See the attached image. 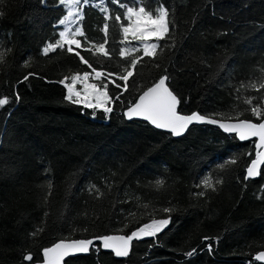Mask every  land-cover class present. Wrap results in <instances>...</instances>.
<instances>
[{
    "label": "trees",
    "instance_id": "16d2710c",
    "mask_svg": "<svg viewBox=\"0 0 264 264\" xmlns=\"http://www.w3.org/2000/svg\"><path fill=\"white\" fill-rule=\"evenodd\" d=\"M145 3L150 10L163 4L172 21L155 58L142 49L126 59L119 55L121 47L140 46L122 44L115 21L126 10L120 5L132 6V0L77 4L83 19L70 27L83 29L85 36L77 38L92 51H76L97 71L115 74L97 81L67 46L43 54L64 29L59 20L68 12L60 0H0V51L6 53L0 99L8 100L0 106V264H23L26 254L41 261L43 248L61 239L130 234L153 218H168L164 208L176 209L170 225L156 237L133 241L128 257L96 244L99 251L69 257L66 264H259L254 255L264 250V164L257 179H244L254 141L241 142L210 124L193 125L174 138L123 113L167 75L181 113L221 119L239 112L240 119L260 122L251 107H264V89L250 85L264 83V0ZM106 15L110 55H93L94 45L104 43ZM137 55L143 59L124 91L118 75ZM84 71L100 88L108 84L112 112L64 99L67 90L59 81L68 77L71 83L73 74ZM248 98L252 105L244 103ZM232 157L237 163L217 168ZM205 176L222 183L201 197L205 189L197 185ZM158 178L163 187L155 186ZM37 229L42 231L33 237ZM192 249L196 253L187 256Z\"/></svg>",
    "mask_w": 264,
    "mask_h": 264
},
{
    "label": "snow or ice",
    "instance_id": "6c2138e0",
    "mask_svg": "<svg viewBox=\"0 0 264 264\" xmlns=\"http://www.w3.org/2000/svg\"><path fill=\"white\" fill-rule=\"evenodd\" d=\"M43 2V0H42ZM87 2V0H85ZM60 3L67 6L70 10L67 16L59 20L60 25H64V29L59 31V39L55 43H47L42 49L43 54L47 56L50 52L56 51L58 48H64L67 46L68 53H74L75 56L79 57V60L88 65L94 73V79L99 81L104 77H111L114 73H105L97 71L96 68L92 67L89 60L85 59L81 55L80 51L76 49H82L84 51H92V48H84L82 42L77 37H84L85 33L81 27H76L74 30L69 26L75 24L78 21H82L83 17L80 10L75 13L71 10L74 5L79 4V0H60ZM139 5V6H137ZM121 8H125L121 14L115 16V21L119 23V30L122 33L123 40L121 43L130 41L139 42V47H121L119 49V55L121 58H128L133 53L143 51L145 57L155 58L158 51H162L160 41L165 40L171 32L170 24L172 21L169 19L170 12L163 5L160 4L154 10H150V6L145 3V0H132V6L125 4L120 5ZM102 12H107L106 8L101 7ZM123 17V20H122ZM110 17L105 16V24L102 29L104 33V43L94 45L95 52L93 55L102 54L105 57L110 55L106 45L108 41L109 33V21ZM91 44V42H89ZM75 46V48L73 47ZM6 53L0 51V63L5 61ZM143 58L137 55L134 59H131V64L128 68L124 69L125 74L118 75V79L124 81L123 89L128 90L130 78L134 76L135 67L141 62ZM29 61H25L24 66L27 67ZM33 73L29 72L28 75L23 77L24 81H27ZM68 77H64L59 81L63 84L67 90V94L64 99L71 104L84 105L90 109L103 108L105 113L113 111L112 108L107 107L106 104L110 102V97L106 89L108 84L104 85V88H100L97 83L90 82L93 79L91 73L84 71L82 74L75 73L71 76V83H68ZM169 77L163 75L157 80L151 87H147L146 90L142 91L138 99L134 103H130L127 106V110L124 112V116L129 119L140 117L145 121L149 122L157 129H165L170 132L172 136H181L193 123H209L218 125L225 133L235 134L236 137L241 141H246L249 138L257 137L258 142L256 143V158L251 161V164L247 167V175L244 177L245 180L251 177L258 176L260 174V166L264 164V151L260 149L264 148V107L257 105L251 107V113L253 116L259 117V123H253L251 120L240 119L241 113L237 112L234 117L224 118L223 114L221 119H214L205 117L198 112H192L190 115H182L178 111V104L180 101L177 96L174 95L173 91L167 86ZM112 83L116 84L119 88L120 85L115 80ZM80 85L77 88V85ZM251 88L260 90L264 89V83L257 85L252 83ZM15 99L19 100L20 97L17 95ZM119 99V97H117ZM93 100L95 103H93ZM8 102L7 99H0V106L5 105ZM246 105H252L253 99L248 98L244 101ZM237 160L235 157L229 158L224 163L217 165V168L223 170L228 164H235ZM155 186L157 188L163 187L165 181L163 179H156ZM222 183L221 180H216L215 183L212 181L210 176H205L197 187L203 186L205 191L199 192L198 196H205L207 190L217 191L216 185ZM48 187L51 188V182ZM95 187V186H93ZM97 191H99L97 189ZM147 207V205H145ZM176 211L174 208H164L163 212L168 214V218L165 219H151L149 223L143 224L137 227L134 231H131L127 235H103L95 236L92 239H61L54 243L51 247L43 248V264H66V258L82 253H89L93 247H96V242L105 250H112L115 257H128L132 242L144 237H156L157 234L161 233L171 223L172 213ZM127 227V225H125ZM37 229L31 235L34 237L37 235ZM208 240V237L204 238ZM211 244L208 245L209 251H211ZM99 251V247H96ZM196 253V249L186 253L187 256H193ZM33 255H25L23 261H32ZM256 261H264V252L259 253L255 257Z\"/></svg>",
    "mask_w": 264,
    "mask_h": 264
},
{
    "label": "water",
    "instance_id": "95a60500",
    "mask_svg": "<svg viewBox=\"0 0 264 264\" xmlns=\"http://www.w3.org/2000/svg\"><path fill=\"white\" fill-rule=\"evenodd\" d=\"M159 80V79H158ZM167 83V82H166ZM152 86V85H151ZM150 86V87H151ZM168 86V85H167ZM146 90V89H145ZM140 94H142V92L140 93ZM139 94V95H140ZM139 95H138V97H139ZM175 95V94H174ZM138 97L136 98V99H138ZM135 102V101H134ZM133 102V103H134ZM127 110V109H126ZM125 110V111H126ZM124 111V112H125ZM178 111H179V104H178ZM179 113L180 114H182V115H190L191 113H188V114H184V113H181L180 111H179ZM124 114V113H123ZM125 117V119L126 120H128V121H130V120H139V121H144V122H146V123H148L151 127H153L154 129H156V130H159V131H162V132H165V133H169L170 134V132L169 131H167V130H165V129H157V128H155L153 125H151L149 122H147V121H145L143 118H140V117H136V118H132V119H129V118H127L126 116H124ZM206 117V116H205ZM253 123H259V122H253ZM203 124H209V123H193V124H191V125H189V127H188V129L191 127V126H193V125H203ZM210 125H213V124H210ZM213 126H217L224 134H227V135H230V134H228V133H225L224 131H223V129H221L218 125H213ZM187 129V130H188ZM187 130L182 134V135H184L186 132H187ZM181 135V136H182ZM231 135H235V134H231ZM181 136H173L174 138H178V137H181ZM236 137V136H235ZM238 140H239V138L238 137H236ZM254 141V148H255V156H254V158L253 159H255L256 158V152H257V148H256V143L258 142V138L257 137H252V138H249L248 140H246V141ZM239 141H241V140H239ZM241 142H244V141H241ZM260 151H264V148H262V149H260ZM252 159V160H253ZM251 160V161H252ZM251 161L249 162V164H248V166L251 164ZM263 165V164H262ZM262 165L260 166V169H261V167H262ZM247 166V167H248ZM247 175V168H246V170H245V176ZM259 177V175L258 176H255V177H251V178H248L249 180H254V179H257ZM110 235H124V234H120V233H116V234H110ZM82 239H84V238H82ZM88 239H92V238H88ZM142 239H144V238H141V239H138V240H142ZM69 240H71V239H69ZM59 241V240H58ZM58 241H56V242H58ZM135 241V240H134ZM55 242V243H56ZM96 244H98L99 245V242L97 241L96 242ZM53 245V244H52ZM51 245V246H52ZM51 246H48V247H51ZM100 248H101V250L102 251H105V252H110V253H112V254H114L113 252H112V250H110V249H108V250H105V249H103L101 246H100ZM261 252H264V250H260V251H258L255 255H254V261H256L255 260V257L259 254V253H261ZM88 253H82V254H76V255H73V256H70V257H74V256H79V255H87ZM26 255H29V254H26ZM67 258H69V257H67ZM66 258V259H67ZM120 258H123V257H120ZM257 263H259V264H264V261H256ZM23 264H43V252H42V260L41 261H37V262H32V261H24V263Z\"/></svg>",
    "mask_w": 264,
    "mask_h": 264
},
{
    "label": "rangeland",
    "instance_id": "374dc122",
    "mask_svg": "<svg viewBox=\"0 0 264 264\" xmlns=\"http://www.w3.org/2000/svg\"><path fill=\"white\" fill-rule=\"evenodd\" d=\"M80 1V0H79ZM67 12L70 10L67 6H66ZM71 10L75 13L78 9H77V5H74ZM70 26V25H69ZM77 87V86H76ZM78 88V87H77ZM93 103H95V101L93 100Z\"/></svg>",
    "mask_w": 264,
    "mask_h": 264
},
{
    "label": "flooded vegetation",
    "instance_id": "af4514ba",
    "mask_svg": "<svg viewBox=\"0 0 264 264\" xmlns=\"http://www.w3.org/2000/svg\"><path fill=\"white\" fill-rule=\"evenodd\" d=\"M114 255V254H113ZM115 256V255H114Z\"/></svg>",
    "mask_w": 264,
    "mask_h": 264
}]
</instances>
